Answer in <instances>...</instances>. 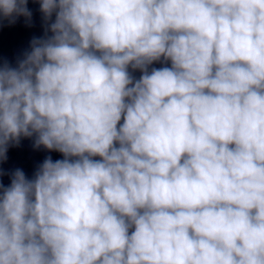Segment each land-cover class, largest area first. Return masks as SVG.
Listing matches in <instances>:
<instances>
[{
    "label": "clouds",
    "instance_id": "9594fccd",
    "mask_svg": "<svg viewBox=\"0 0 264 264\" xmlns=\"http://www.w3.org/2000/svg\"><path fill=\"white\" fill-rule=\"evenodd\" d=\"M33 2L0 165L22 139L63 158L0 167V264H264V0Z\"/></svg>",
    "mask_w": 264,
    "mask_h": 264
}]
</instances>
